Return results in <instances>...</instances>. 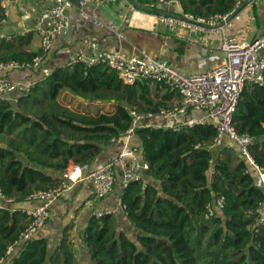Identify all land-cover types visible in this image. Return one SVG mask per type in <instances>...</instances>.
I'll return each mask as SVG.
<instances>
[{
    "label": "trees",
    "instance_id": "trees-1",
    "mask_svg": "<svg viewBox=\"0 0 264 264\" xmlns=\"http://www.w3.org/2000/svg\"><path fill=\"white\" fill-rule=\"evenodd\" d=\"M135 1L142 6L156 0ZM180 1L185 11L196 15L227 13L237 2ZM3 18L0 0V21ZM13 44L0 39V61H31L38 55L14 49ZM150 84H126L104 64L87 67L80 62L57 66L17 104L0 99V144L7 145H0L3 192L24 202L32 192L58 184L60 178L48 170L63 172L71 161H94L112 138L130 127L131 111L161 108L151 97ZM64 90L86 102L114 99V110L74 111L59 102ZM233 123L239 133L251 136V155L264 168V83L245 86ZM216 133L208 123L179 130L139 126L136 134L149 167L121 197L132 230L122 228L114 213L93 215L82 236L86 258H78L68 225L51 253L47 238H34L13 255L11 264H264V223L256 226L264 185L255 169L246 171L247 160L234 148L196 147ZM216 150L220 154L214 159ZM208 204L214 215L207 219ZM27 222L25 210L0 208V259Z\"/></svg>",
    "mask_w": 264,
    "mask_h": 264
},
{
    "label": "built area",
    "instance_id": "built-area-1",
    "mask_svg": "<svg viewBox=\"0 0 264 264\" xmlns=\"http://www.w3.org/2000/svg\"><path fill=\"white\" fill-rule=\"evenodd\" d=\"M48 1V6L42 13L36 30L40 35L41 54L36 55L31 61L8 60L0 61V99L15 102L29 94L35 85L33 82H17L4 77L11 71L37 70L41 67L44 56L52 49L57 35L67 32L69 20L67 11L74 5L73 0H42ZM99 6L124 1L130 13L125 16V21L135 27L150 31L159 29L162 25L179 27L190 34H223L221 47L226 51V58L218 65L203 71L184 73L168 61L158 60L150 55L128 56L119 52L98 49L94 41L87 42V49L77 51L65 65L84 63L87 67L104 64L116 71L119 78L126 84L138 81H150L165 84L176 91L182 98L178 105L161 107L157 112L131 111L133 116L130 127L122 136L130 137L136 133L141 122L155 116H168L177 118L179 114H187L191 110H204L207 118H187L177 121L172 127L179 130L183 126L196 124H212L217 130L211 141L198 143L196 147L216 149L231 147L233 144L248 162V169H255L259 180L264 185V168L258 165L250 152L252 138L247 133H239L233 123L241 93L248 84L264 83V55L260 54L264 48V33L252 41L241 39L238 33L227 35L226 30L232 26V20L241 0L227 13H214L210 15H196L187 12L180 6L179 12L161 9V3L170 4L178 0H156L145 5H139L135 0H77L81 15L93 22L100 24L84 7L88 2ZM253 2V0H246ZM8 11L5 8V15ZM107 27L117 35L123 32L115 24ZM112 138L111 141H116ZM148 163L137 155L136 148H122L109 162L99 168H93L89 162L71 163L61 174L57 185L32 192L28 199L38 200L40 204L25 210L27 225L19 237L10 243L6 249V256L0 259V264H11V258L16 255L27 241L35 238L51 216L50 207L54 201L65 197L76 184L87 181L92 184V193L96 199H101L111 194L119 177L122 189L133 181L141 180L143 172L148 169ZM145 187V183L143 185ZM15 198L7 196L0 187V208L10 207ZM221 207L224 198L217 200ZM123 205V204H122ZM125 209V207L123 206ZM112 210L103 209L95 211L97 218L111 214ZM214 215L212 204L207 205L205 217ZM264 223V206L260 209L256 226Z\"/></svg>",
    "mask_w": 264,
    "mask_h": 264
},
{
    "label": "crops",
    "instance_id": "crops-1",
    "mask_svg": "<svg viewBox=\"0 0 264 264\" xmlns=\"http://www.w3.org/2000/svg\"><path fill=\"white\" fill-rule=\"evenodd\" d=\"M73 1L74 5L67 11L69 28L66 33L55 37L54 45L44 56L41 67L37 70L11 71L6 75L4 74V77L12 81L33 82L36 84L57 66L65 65L77 51L84 49L90 53L86 47L88 41L96 42L98 49L115 51L128 56L150 55L155 59L172 63L184 73L210 69L226 58V51L221 47L222 33L194 35L181 30L179 27L170 25H162L155 31L131 26L125 21V16L130 13V10L124 1L106 6H99L91 1L88 2L84 9L100 23L97 24L84 18L80 13L77 0ZM48 4V1L42 0H1L4 18L0 21V39L13 41L14 49L41 54V39L36 28ZM180 6L183 7L180 0L173 1L170 4L161 3V9H167L171 12H179ZM5 8L8 11L6 15ZM109 24H115L117 29L123 32V36H119L109 29L107 27ZM236 33L246 41H252L264 33V0H253V2L241 0L233 17L232 26L225 32L227 35ZM15 37H21V40L18 39V41ZM260 54L264 55V48L261 49ZM150 86L151 97L160 102L161 107H170L182 102L181 96L167 85L151 82ZM9 102L13 104L12 101ZM114 102L110 100L108 103L103 101L97 103L104 107L106 105L112 106ZM113 110L112 106L111 110L107 107V109H101L98 112L104 113ZM187 118L205 119L207 118V112L204 110H191L185 115L179 114L177 118L155 116L143 120L141 124L172 127L177 121H184ZM141 145V139L136 133L130 137L121 136L116 141H111L90 164L93 168L102 167L124 147L136 148L137 155L143 159ZM231 147L239 154L236 145L233 144ZM219 154L216 150L214 159ZM71 163L73 162L71 161ZM212 164H214V160ZM48 171L58 179L61 177L62 172L51 169ZM209 173H213L212 168ZM144 177H147V180L151 178L146 174ZM119 181L120 179L117 177L114 191L101 199L94 197L90 182L82 181L76 184L65 197L53 202L50 207L51 216L35 238H47L51 253L60 240L63 229L70 225L76 254L80 253V259H84L86 253L82 243L83 230L95 211L112 210L119 225L122 228L132 230L122 205L123 189ZM39 204L40 201L38 200L26 199L24 202H13L10 207L27 210Z\"/></svg>",
    "mask_w": 264,
    "mask_h": 264
},
{
    "label": "rangeland",
    "instance_id": "rangeland-1",
    "mask_svg": "<svg viewBox=\"0 0 264 264\" xmlns=\"http://www.w3.org/2000/svg\"><path fill=\"white\" fill-rule=\"evenodd\" d=\"M59 102L74 111L85 113L89 112L91 114L101 111V109H107V107L109 110L112 109V106L109 105L102 107L101 104L97 102H85L84 99L79 98L70 90H64L61 92L59 96ZM13 104H15V102H13ZM77 255L78 258H80V253H78Z\"/></svg>",
    "mask_w": 264,
    "mask_h": 264
},
{
    "label": "water",
    "instance_id": "water-1",
    "mask_svg": "<svg viewBox=\"0 0 264 264\" xmlns=\"http://www.w3.org/2000/svg\"><path fill=\"white\" fill-rule=\"evenodd\" d=\"M103 102H105V103H108V102H110V100H108V99H105V100H103ZM111 102H114V99L113 100H111ZM2 147H7V145L6 144H4V143H1L0 144Z\"/></svg>",
    "mask_w": 264,
    "mask_h": 264
}]
</instances>
